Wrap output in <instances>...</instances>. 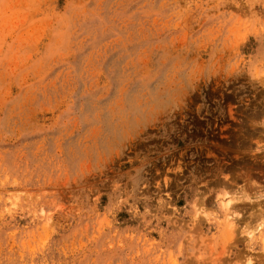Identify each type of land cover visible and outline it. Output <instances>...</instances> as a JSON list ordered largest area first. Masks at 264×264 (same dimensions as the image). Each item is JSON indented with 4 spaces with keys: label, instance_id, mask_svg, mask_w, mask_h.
I'll list each match as a JSON object with an SVG mask.
<instances>
[{
    "label": "rangeland",
    "instance_id": "obj_1",
    "mask_svg": "<svg viewBox=\"0 0 264 264\" xmlns=\"http://www.w3.org/2000/svg\"><path fill=\"white\" fill-rule=\"evenodd\" d=\"M0 264H264V0H0Z\"/></svg>",
    "mask_w": 264,
    "mask_h": 264
},
{
    "label": "bare ground",
    "instance_id": "obj_2",
    "mask_svg": "<svg viewBox=\"0 0 264 264\" xmlns=\"http://www.w3.org/2000/svg\"><path fill=\"white\" fill-rule=\"evenodd\" d=\"M228 205H229V203H227L226 208H231V206H228ZM231 214H233V213L231 212ZM226 220H227V222H229V224L233 223L234 222V217L232 215L230 217L228 216V218Z\"/></svg>",
    "mask_w": 264,
    "mask_h": 264
}]
</instances>
